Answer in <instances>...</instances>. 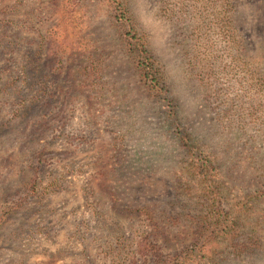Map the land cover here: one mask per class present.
<instances>
[{"label": "rangeland", "instance_id": "374dc122", "mask_svg": "<svg viewBox=\"0 0 264 264\" xmlns=\"http://www.w3.org/2000/svg\"><path fill=\"white\" fill-rule=\"evenodd\" d=\"M121 2L0 0V264H153L145 237L184 251L185 205L204 197L190 164L203 157L226 204L250 192L264 214V0ZM122 25L168 100L143 84Z\"/></svg>", "mask_w": 264, "mask_h": 264}, {"label": "trees", "instance_id": "16d2710c", "mask_svg": "<svg viewBox=\"0 0 264 264\" xmlns=\"http://www.w3.org/2000/svg\"><path fill=\"white\" fill-rule=\"evenodd\" d=\"M112 2L115 7L123 8L121 0H112ZM122 18L124 16L115 19L122 24L124 20ZM120 29L123 34H126L124 40L128 54L138 69L139 76L147 90L157 97L168 100L166 84L153 56L138 37L125 28V25H122ZM47 52L48 63L52 58H57V54L54 50L51 51V48H48ZM177 116L178 112L171 108L168 119L173 127H177L176 132L183 150L192 155L197 149L191 136L180 127ZM43 158H46L45 151L37 154L39 161ZM190 165L193 174H196L204 185L202 191L204 197L191 196V210L186 204L189 213L183 214L195 223L192 244L176 255H162L160 250L145 237L141 243L139 242L140 251L143 254L150 253L154 256L153 264H228L235 261L243 264L247 260L264 259V214L257 213L258 216L253 214L254 203L251 193L247 192L243 201L230 206L226 204V197L220 190L221 183L219 185L217 180L218 168L213 159L208 157L193 159ZM37 184L38 180L35 176L26 184L23 192L18 191L22 193L21 199L34 194ZM50 185V190L53 191L52 185L54 184ZM183 193L190 197L187 192Z\"/></svg>", "mask_w": 264, "mask_h": 264}]
</instances>
